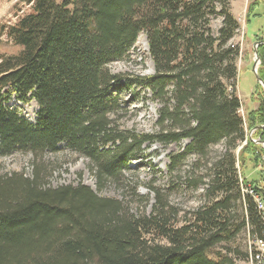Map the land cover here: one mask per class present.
Masks as SVG:
<instances>
[{"label": "trees", "instance_id": "1", "mask_svg": "<svg viewBox=\"0 0 264 264\" xmlns=\"http://www.w3.org/2000/svg\"><path fill=\"white\" fill-rule=\"evenodd\" d=\"M28 11L0 24L3 38L20 50L0 55V157L18 152L36 162L61 145L89 159L99 191L122 184L147 143L189 140L185 157L206 159L212 147L227 150L201 180L206 202L186 216L156 194L151 214L99 196L92 188H53L46 166L34 176H0V264H238L239 251L214 252L249 231L264 242V211L244 192L239 163L259 166L264 148V88L260 107L245 119L238 96L241 25L231 0H20ZM251 6L247 23L256 6ZM222 20L215 32L213 21ZM147 37L155 73L114 75L112 63L127 59L140 35ZM264 80V44L259 47ZM149 90L161 104L156 135L120 129L114 116L124 93ZM16 98L35 102L37 122L7 108ZM238 151L240 153L238 154ZM264 179V178H263ZM263 181V180H262ZM252 190L264 201V188ZM198 188V182L190 183ZM139 203L148 199L128 186ZM258 252L254 253L256 260ZM252 256V257H253Z\"/></svg>", "mask_w": 264, "mask_h": 264}, {"label": "rangeland", "instance_id": "2", "mask_svg": "<svg viewBox=\"0 0 264 264\" xmlns=\"http://www.w3.org/2000/svg\"><path fill=\"white\" fill-rule=\"evenodd\" d=\"M19 2L20 0H0V24L16 23L18 18L29 10L28 7L21 5ZM257 3L259 5L256 6L251 22L248 24L249 10L252 5ZM231 5L233 14L241 25L240 31L234 39V44L239 45L243 52L238 65V96L243 104L241 114L247 119L250 113L259 109L260 103L256 93L259 91V86L264 88L253 71L256 61L255 44L264 41V0H231ZM221 26V19L213 21L215 32ZM145 40L147 43V37L144 34L140 35L129 57L111 64L110 70L114 75L130 77H150L154 75V65L148 47L146 50L144 46ZM19 50L6 38H3L0 42V55H13L18 53ZM260 66L261 63L258 71ZM135 92L136 95L132 92L124 93L123 110L113 118L117 120L120 129L123 131L156 135L160 131L158 125L161 104L154 99L149 90L138 89ZM6 106L20 112L27 121L34 124L37 122L39 107L35 102L24 105L14 98ZM247 132L248 137L254 142L260 140L256 138L255 130ZM189 145V140L171 144H145L142 148L141 159L131 164V171L125 172L124 182L120 185L110 184L102 191L97 188V181L92 172L89 159L73 154L64 145H61L58 153H48L38 162L31 154L22 152L0 157V176L24 173L31 178L34 176L35 163L44 165L49 172L47 182L53 188L70 185L76 187L82 183L92 188L99 196L124 200L130 204V208L135 214L143 212L151 214L153 212L156 204V194L150 190L152 188L165 196L169 205L178 210L179 216L182 217L204 205L206 202L204 182H207V179L203 183H201V180H204V177L209 173L208 168L227 150L226 142H222L211 148L206 159L189 155L180 163L174 165L172 158L183 155ZM239 153L240 151H238ZM239 161L238 167L241 180L246 183L244 191H246V186L252 187L251 185L255 181H258L257 183L264 188V157L259 166H256L252 158H249L246 164H242L241 160ZM195 181L199 183L198 188L190 184ZM128 186H137L138 193L148 199V202L139 203L137 199L132 198ZM236 250L243 256L249 257L238 259V264H256L253 255L255 251L262 250V247L249 231H245L233 243L223 245V247L217 248L212 253L215 254L218 251H232L234 253Z\"/></svg>", "mask_w": 264, "mask_h": 264}, {"label": "built area", "instance_id": "3", "mask_svg": "<svg viewBox=\"0 0 264 264\" xmlns=\"http://www.w3.org/2000/svg\"><path fill=\"white\" fill-rule=\"evenodd\" d=\"M246 194L252 196L256 203H262V210L261 211H264V201L262 200L261 197H259L255 192L254 190H252V188L249 186L247 187L246 186V191H244ZM259 243V245H261L262 247V250H260L258 252V255L256 257V260L259 262V264H264V242L263 241H257Z\"/></svg>", "mask_w": 264, "mask_h": 264}, {"label": "water", "instance_id": "4", "mask_svg": "<svg viewBox=\"0 0 264 264\" xmlns=\"http://www.w3.org/2000/svg\"><path fill=\"white\" fill-rule=\"evenodd\" d=\"M264 44V41L262 42H258L255 44V55H256V61H255V66H254V74L257 78V80L259 81V83L264 87V80L260 77L259 73H258V67L261 63V60H260V57H259V54H258V48ZM147 47H148V42H147ZM149 49V47H148ZM260 129H264V127H260ZM255 143L259 144V145H263L264 146V142H262L261 140L259 141H255Z\"/></svg>", "mask_w": 264, "mask_h": 264}, {"label": "bare ground", "instance_id": "5", "mask_svg": "<svg viewBox=\"0 0 264 264\" xmlns=\"http://www.w3.org/2000/svg\"><path fill=\"white\" fill-rule=\"evenodd\" d=\"M144 46L147 50V43H146V40L144 41ZM264 148V147H263ZM246 189V188H245ZM257 205L259 206V209L262 210V203H257ZM257 257V256H256Z\"/></svg>", "mask_w": 264, "mask_h": 264}]
</instances>
